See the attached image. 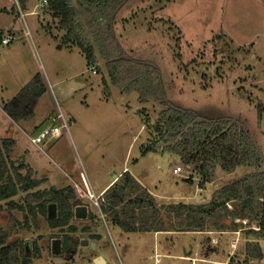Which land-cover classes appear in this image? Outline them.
I'll return each mask as SVG.
<instances>
[{
  "label": "rangeland",
  "instance_id": "obj_1",
  "mask_svg": "<svg viewBox=\"0 0 264 264\" xmlns=\"http://www.w3.org/2000/svg\"><path fill=\"white\" fill-rule=\"evenodd\" d=\"M41 2L28 0L24 9L19 0H0V11H8L0 13V28L15 25L19 29L24 64L14 63L19 81L12 80L4 65L9 58L7 47L0 45L4 99L13 96L21 84H28L29 74L39 72L47 88L30 118L12 123L0 113V135L7 129L12 131L13 139H7L16 142L12 160L17 164L27 161L39 178L46 177L42 188L74 187L95 220L75 219L79 229L71 235L75 245L54 255L52 243L62 239L59 229L50 228L41 214L29 215L26 221L24 213L8 211L0 203V230L8 234V242H28L31 264H93L97 256L107 264H191L192 260L194 264H219L213 261L220 259L250 264L242 228L224 232H126L107 217L101 218L92 192L101 191L125 171L164 206L208 203L217 189L257 169L242 165L225 171L217 165L213 177L204 183L195 165L184 164L175 154L143 155L146 121L154 122L164 106L154 99L143 103L136 91L126 93L114 86L97 50L95 65L100 70L92 73L78 47L63 45L65 31L57 19L45 16L46 12L30 13ZM20 10L26 13L27 27ZM114 29L128 57L160 68L170 104L192 109L205 118L240 119L261 152L258 170H264V110L261 115L259 112V105L264 108V0H127L116 15ZM27 31L32 51L25 45L23 35ZM13 57L16 60L17 55ZM75 84L83 86L67 96L59 94ZM60 112L68 122V132L56 140L32 143L31 138L50 126V118ZM176 167L182 171L174 173ZM25 199L26 194L16 197L20 203H27ZM30 203L34 204L31 199ZM162 216L168 229H177L175 217ZM235 222L247 228L256 226L246 220ZM84 226H90L91 233L83 232ZM92 233L101 236L96 247L81 245L83 239L92 241ZM260 243L264 250V241ZM203 246L220 250L206 257ZM36 249L38 257L33 256ZM251 264H264V258Z\"/></svg>",
  "mask_w": 264,
  "mask_h": 264
},
{
  "label": "trees",
  "instance_id": "obj_2",
  "mask_svg": "<svg viewBox=\"0 0 264 264\" xmlns=\"http://www.w3.org/2000/svg\"><path fill=\"white\" fill-rule=\"evenodd\" d=\"M46 1V13L57 19L60 29L65 31L64 44L78 47L88 67L96 66L97 50L114 86L126 93L136 91L143 103L154 99L164 106L154 122L146 121L147 137L141 147L143 155L148 152L175 154L184 164L195 165L204 183L213 177L217 165L225 171H233L242 165L257 169L217 189L208 203L179 202L164 206H159L147 188L125 171L113 180L100 198L105 217L126 232H224L242 228L247 247L246 260L261 261L264 258L260 243L264 241V170H258L262 162L261 152L244 123L240 119L205 118L192 109L166 100L160 68L152 62L128 57L115 34L116 15L127 0ZM19 3L25 8L28 0H19ZM45 91L37 73L4 106V110L15 121L29 118L33 106ZM263 110L259 105L260 115ZM15 146L12 140L0 139V203L8 211L24 213L26 221L29 215L46 217L50 228L60 230L62 252H66L71 244L76 243L71 235L79 230L73 222L75 208L82 205L81 200L72 186L42 188L47 181L45 177L37 178L24 161L17 164L12 160L11 152ZM21 194H26L27 203L16 200ZM50 203L57 207L54 219L48 218ZM162 213L175 217L177 229L167 228ZM86 219L93 222L95 214L89 211ZM236 219L256 226L244 227L235 222ZM81 230L91 233L92 229L84 226ZM8 238V234L0 230V264H31L26 244H10ZM90 239L97 242L101 236L92 233ZM202 249L206 257L220 250L217 246H203ZM39 255L36 249L33 256Z\"/></svg>",
  "mask_w": 264,
  "mask_h": 264
},
{
  "label": "crops",
  "instance_id": "obj_3",
  "mask_svg": "<svg viewBox=\"0 0 264 264\" xmlns=\"http://www.w3.org/2000/svg\"><path fill=\"white\" fill-rule=\"evenodd\" d=\"M27 6H28V4L26 5V7L25 8H27ZM24 8V9H25ZM4 11V12H3ZM33 11V10H32ZM31 11V12H32ZM1 12H3V13H5V12H7L8 13V11L6 10V9H1V11H0V13ZM30 12V13H31ZM49 15V13H46V15L45 16H48ZM49 16H51V15H49ZM56 20V19H55ZM49 25V24H48ZM26 27H27V25H26ZM49 29V28H48ZM27 30H28V28H27ZM20 31H23V30H20ZM49 31L51 32V30L49 29ZM18 33H19V29L17 30V28L15 27V25H8V26H6V27H3V28H0V45H2L3 46V48H5V47H7L6 48V50H5V53L7 54V56L9 57L8 59H6V61H5V63H4V65H5V67H6V71H10V76H11V78H12V80H17V81H19L18 80V77H17V73L14 71V63L16 62H21V65H24L23 63H22V58L20 57L21 56V51H22V46L20 45V43H19V41H18V37H17V35H18ZM31 34V33H30ZM64 34L65 33H63L62 34V38H63V36H64ZM29 35V31H27L26 32V34L24 33V35H23V37L25 38L24 40H25V42H26V46L28 47V49H29V51H30V49H31V51H32V49L34 48V47H32V45H30V41L28 40V38L30 37V36H28ZM8 36H10V42L8 43V44H3L2 42H1V40L3 39V38H6V37H8ZM11 45V46H10ZM63 45H65V44H63ZM31 46V47H30ZM65 46H67L68 48H70V49H72L73 47H76V46H74V45H65ZM17 50H18V52H17ZM12 55V56H11ZM14 55H17V57H16V60H15V57H13ZM10 57H12V59L10 58ZM88 69H89V67H88ZM37 73H39V72H37ZM36 73V74H37ZM40 74V73H39ZM34 75L35 74H33V75H30L29 74V81H28V83L31 81V79L34 77ZM41 76V75H40ZM42 78V77H41ZM42 81H43V79H42ZM61 81H58V82H56L55 84L56 85H58L59 83H60ZM3 83H4V76H3V73H1L0 72V99H1V103H0V113H2V115H3V117H5V118H7V119H9L10 121H12V123H13V121H14V119L4 110V106L6 105V104H8V103H10L16 96H17V94L20 92V90L23 88V86L24 85H22L21 84V87H19V89H18V91H16V93L13 95V96H11V97H7V99L5 100L4 99V97H3V92H4V90L6 89V87L3 85ZM43 84H44V86H45V88H46V85H45V82L43 81ZM83 86V84H75L74 86H71L70 87V90L68 91V92H66V93H64L62 90H60V92H59V94L61 93L62 94V96H67L70 92H72L73 90H76L77 88H81ZM46 90H47V88H46ZM36 103H37V101H36ZM34 108V107H33ZM32 114H33V109H32V112H31V114H30V116H32ZM30 118V117H29ZM25 119H28V118H25ZM24 118L22 119V120H20V121H23V120H25ZM20 121H18V122H20ZM38 131V130H37ZM28 133V132H27ZM0 139H13V133H12V131H10L9 129H7L5 132H3V135H0ZM15 144H16V142H15ZM16 148V147H15ZM30 168H32L31 166H30V164L27 162V161H24ZM33 170H34V173H35V176L37 177V178H39L38 176H37V174H36V170L34 169V168H32ZM46 178V177H45ZM116 179V177L113 179V180H115ZM113 180L110 182V183H112L113 182ZM139 181V180H138ZM140 182V181H139ZM109 183V184H110ZM109 184H107L103 189H101V191H99V192H97V193H95V192H92V195L93 196H102V194H103V192L105 191V189L109 186ZM197 233H201V234H205V233H203V232H197ZM89 242H91V241H89ZM96 243V242H95ZM96 245H97V243H96ZM96 247V246H95ZM90 248H92V247H90ZM212 256V255H211ZM191 259H193V258H191ZM202 259H205L206 260V258H202ZM228 259H226V260H223V259H220V260H215V261H213L214 263H219V264H227L228 263V261H227ZM252 262H254V261H251V263ZM250 263V262H249ZM250 263V264H251ZM106 264H107V261H106ZM191 264H194L193 263V260H192V263Z\"/></svg>",
  "mask_w": 264,
  "mask_h": 264
},
{
  "label": "built area",
  "instance_id": "obj_4",
  "mask_svg": "<svg viewBox=\"0 0 264 264\" xmlns=\"http://www.w3.org/2000/svg\"><path fill=\"white\" fill-rule=\"evenodd\" d=\"M47 4L48 3L46 0H42V2L39 5H36V8L31 12V14H38V15L45 14ZM38 6H39V8H38ZM20 14H21V17L23 18L24 23H25L26 13H24L20 10ZM25 25H26V23H25ZM10 39H11L10 36H8L6 38H3L1 40V42L3 44H8L10 42ZM89 70L92 73L97 74L96 66H94V65L89 66ZM50 120H51V125L44 128L43 130H41L35 137H32L31 138L32 143L39 144V143H43L45 141L56 140V139L60 138L64 133L68 132V129H69L68 122L66 121L64 115L61 112L59 114H57L56 116H52L50 118ZM181 171H182V169L180 167H176L174 169V173H179ZM100 198H101V196H93V204L98 209L101 218L103 220H106L105 215L101 210ZM232 246L233 247L236 246V241L232 243ZM74 264H79V263L76 262Z\"/></svg>",
  "mask_w": 264,
  "mask_h": 264
},
{
  "label": "water",
  "instance_id": "obj_5",
  "mask_svg": "<svg viewBox=\"0 0 264 264\" xmlns=\"http://www.w3.org/2000/svg\"><path fill=\"white\" fill-rule=\"evenodd\" d=\"M57 215V207L55 203H50L48 206V218L54 219ZM88 217V207L87 206H77L75 208V218L76 219H86ZM81 245H89L90 247H95L96 243L94 241L89 242L87 239L81 240ZM29 247V243H26V249ZM52 252L54 255H59L62 253V241L60 239H55L52 243ZM93 264H106V260L102 256H97Z\"/></svg>",
  "mask_w": 264,
  "mask_h": 264
},
{
  "label": "flooded vegetation",
  "instance_id": "obj_6",
  "mask_svg": "<svg viewBox=\"0 0 264 264\" xmlns=\"http://www.w3.org/2000/svg\"><path fill=\"white\" fill-rule=\"evenodd\" d=\"M88 214H89V209H88Z\"/></svg>",
  "mask_w": 264,
  "mask_h": 264
}]
</instances>
